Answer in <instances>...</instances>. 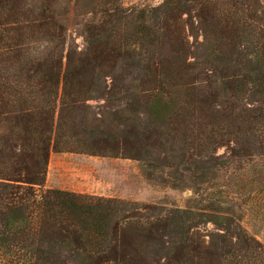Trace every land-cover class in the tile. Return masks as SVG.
Wrapping results in <instances>:
<instances>
[{
    "label": "trees",
    "instance_id": "1",
    "mask_svg": "<svg viewBox=\"0 0 264 264\" xmlns=\"http://www.w3.org/2000/svg\"><path fill=\"white\" fill-rule=\"evenodd\" d=\"M61 1L0 0V264H264L242 220L264 203L262 0L105 3L83 24L84 51L68 43ZM185 13L203 34L194 48ZM153 112L171 114L198 163L215 160L201 174L232 169L207 244L192 210L46 187L52 151L147 160Z\"/></svg>",
    "mask_w": 264,
    "mask_h": 264
},
{
    "label": "rangeland",
    "instance_id": "2",
    "mask_svg": "<svg viewBox=\"0 0 264 264\" xmlns=\"http://www.w3.org/2000/svg\"><path fill=\"white\" fill-rule=\"evenodd\" d=\"M163 0H64L57 6L68 32V43H73L78 51L86 50L87 43L83 35V24L92 18V13L106 3L107 6H121L131 9L135 6L159 5ZM34 2V1H33ZM69 2V3H67ZM264 3V0H262ZM185 13L179 22L184 25V35L189 45L194 48L196 43L203 40V34L196 22V27H191ZM69 45L66 46L65 53ZM176 62L180 61L177 53L172 54ZM194 57L188 56V61ZM66 62V58H65ZM110 85V77H108ZM91 109L99 112L106 103L105 98L89 100ZM154 118L147 122L148 127L153 128L148 138L147 160H137L123 156H101L79 152H56L50 154L49 165L46 174V187H59L77 192L95 195L116 197L126 200L147 202L159 205L160 208L174 209L184 208L192 210L193 215L187 218L189 221H198L192 231L200 235V239L207 244L218 231V224L208 221L212 217L213 205H220L217 200L226 199L220 191H235L230 180L232 169L217 171L210 169L207 174H201L202 170L213 165L215 160L202 165L198 163L196 155L185 152L182 136L176 134L171 124V114L164 112L158 116L152 113ZM217 154L225 157L228 154L226 145L217 149ZM165 167L163 178L157 177L152 165ZM153 171V179L149 176ZM225 174V175H224ZM231 183V184H230ZM225 184V185H224ZM227 184V185H226ZM234 184V182H233ZM224 185V186H223ZM231 194H229L231 200ZM236 209H239L243 201L235 199ZM238 204V205H237ZM250 209V208H249ZM244 213L237 211V215ZM245 228L255 234L264 243V203L260 201L248 214L244 215Z\"/></svg>",
    "mask_w": 264,
    "mask_h": 264
}]
</instances>
